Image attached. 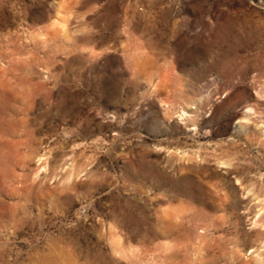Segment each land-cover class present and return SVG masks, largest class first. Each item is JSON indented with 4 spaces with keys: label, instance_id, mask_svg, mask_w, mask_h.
<instances>
[{
    "label": "rangeland",
    "instance_id": "rangeland-1",
    "mask_svg": "<svg viewBox=\"0 0 264 264\" xmlns=\"http://www.w3.org/2000/svg\"><path fill=\"white\" fill-rule=\"evenodd\" d=\"M0 264H264V0H0Z\"/></svg>",
    "mask_w": 264,
    "mask_h": 264
}]
</instances>
